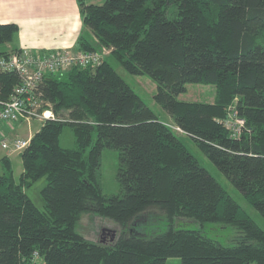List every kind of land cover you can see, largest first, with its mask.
<instances>
[{"label":"trees","instance_id":"trees-1","mask_svg":"<svg viewBox=\"0 0 264 264\" xmlns=\"http://www.w3.org/2000/svg\"><path fill=\"white\" fill-rule=\"evenodd\" d=\"M76 1L94 37L82 32L76 50L104 47L109 55L94 68L48 73L39 84L54 117L20 152L17 178L10 159H0V264H164L170 257L264 264V231L109 62L156 83L154 101L264 218V0ZM16 32L15 24H0V46ZM10 53L2 49L0 57ZM18 83L15 72L0 71V99ZM188 83L214 85L213 101L177 99ZM232 112L244 120L237 136L224 124ZM64 126L74 135L71 148L59 144ZM104 148L118 151L120 194H104L97 181ZM40 178L42 208L24 190ZM152 210L170 222L160 233L138 235L134 224ZM85 212L114 221L118 233L108 243L86 239L76 230ZM174 218L238 233L223 245L174 228Z\"/></svg>","mask_w":264,"mask_h":264},{"label":"rangeland","instance_id":"rangeland-1","mask_svg":"<svg viewBox=\"0 0 264 264\" xmlns=\"http://www.w3.org/2000/svg\"><path fill=\"white\" fill-rule=\"evenodd\" d=\"M87 1V0H85ZM94 3L101 4L104 0H93ZM104 57L109 55V49L101 47ZM109 62L116 73L133 89V91L142 99V101L154 112V114L171 128L180 138L186 148L194 155L198 162L209 172V174L227 191V193L237 202V204L256 222L264 231V218L252 207L243 197L242 193L226 178L218 168L205 156V154L196 146L192 139L180 132L174 126L172 118L157 104L153 95L156 92V83L147 75H133L128 73L117 61L109 58ZM215 87L212 84L188 83L186 90L177 96L179 100L211 102L214 99ZM29 124L31 126H29ZM41 124L37 119L17 121L14 127L7 133L6 140L14 137H25L31 129L35 132ZM31 127V128H30ZM14 133L18 135L14 136ZM95 135H93V140ZM59 144L64 148H71L75 145L74 135L69 126H64L59 135ZM11 153V164L15 178L18 177L22 168L21 159L18 152H12L10 149H3L0 154ZM88 149L85 151V155ZM119 165L118 151L115 149L104 148L100 154L99 166L97 168V181L102 192L106 195L121 193V186L117 179V170ZM1 169V168H0ZM1 171V170H0ZM45 185L44 178L34 181L24 190L33 203L42 208L44 205L40 195L41 188ZM152 216L134 224L135 231L141 236H151L162 232L168 221L165 215L156 210H152ZM174 228L198 230L202 234L215 239L223 245H232L233 238L237 235V230L231 226H221L218 223L204 222L199 223L192 219L174 218L171 221ZM120 227L114 221L98 216L92 212H85L78 220L76 230L86 239L105 243L110 242L118 233ZM164 264H181L177 257H170L164 261Z\"/></svg>","mask_w":264,"mask_h":264},{"label":"built area","instance_id":"built-area-1","mask_svg":"<svg viewBox=\"0 0 264 264\" xmlns=\"http://www.w3.org/2000/svg\"><path fill=\"white\" fill-rule=\"evenodd\" d=\"M104 58L102 51H68L54 50L42 54L31 53L27 49L11 52L0 57V71L15 72L19 83L13 88L7 100L0 99V126L4 123L21 120L37 119L41 122L53 118L51 110L45 107L40 93L39 84L48 73L63 72L72 67H96ZM225 127L237 136L244 126V120L230 113L224 121ZM179 130V128H176ZM6 138V137H5ZM0 139L2 149H10L20 153L29 144L31 137H14L11 140ZM37 254H34V260Z\"/></svg>","mask_w":264,"mask_h":264},{"label":"crops","instance_id":"crops-1","mask_svg":"<svg viewBox=\"0 0 264 264\" xmlns=\"http://www.w3.org/2000/svg\"><path fill=\"white\" fill-rule=\"evenodd\" d=\"M86 2L94 3L93 0ZM11 23L17 27L16 35L12 42L0 46V50L12 52L14 48L27 49L34 54L58 49L74 52L77 51L76 41L82 32L94 40L84 30L76 0H0V24ZM15 123L0 126V139L7 137L9 129ZM33 133L30 129L25 137H31ZM16 135L18 134L14 133ZM1 150L3 149L0 147ZM11 155L10 152L0 154V159L7 156L11 161ZM21 171L22 168L19 174Z\"/></svg>","mask_w":264,"mask_h":264},{"label":"water","instance_id":"water-1","mask_svg":"<svg viewBox=\"0 0 264 264\" xmlns=\"http://www.w3.org/2000/svg\"><path fill=\"white\" fill-rule=\"evenodd\" d=\"M21 154L19 153V156H20Z\"/></svg>","mask_w":264,"mask_h":264}]
</instances>
